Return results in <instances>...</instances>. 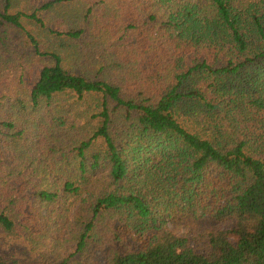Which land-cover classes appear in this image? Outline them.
<instances>
[{
  "label": "trees",
  "instance_id": "obj_1",
  "mask_svg": "<svg viewBox=\"0 0 264 264\" xmlns=\"http://www.w3.org/2000/svg\"><path fill=\"white\" fill-rule=\"evenodd\" d=\"M0 235V264H264V0H0Z\"/></svg>",
  "mask_w": 264,
  "mask_h": 264
},
{
  "label": "rangeland",
  "instance_id": "obj_2",
  "mask_svg": "<svg viewBox=\"0 0 264 264\" xmlns=\"http://www.w3.org/2000/svg\"><path fill=\"white\" fill-rule=\"evenodd\" d=\"M3 236H1L0 235V251H2V252H7L8 251V249L6 248V246L4 245V243H3ZM23 248V247H22ZM27 250H28V248H27ZM21 255H23V258H24V260L27 258V255H28V251H26L25 249H23V250H21ZM33 255V254H32ZM35 257V256H34ZM28 260V259H27Z\"/></svg>",
  "mask_w": 264,
  "mask_h": 264
}]
</instances>
